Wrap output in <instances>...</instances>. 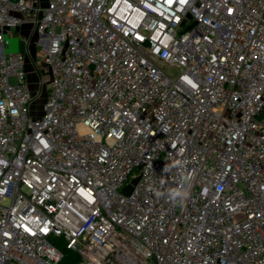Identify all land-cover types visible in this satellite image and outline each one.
<instances>
[{"label":"built area","instance_id":"1","mask_svg":"<svg viewBox=\"0 0 264 264\" xmlns=\"http://www.w3.org/2000/svg\"><path fill=\"white\" fill-rule=\"evenodd\" d=\"M60 239L264 264V0H0V264H63Z\"/></svg>","mask_w":264,"mask_h":264},{"label":"rangeland","instance_id":"2","mask_svg":"<svg viewBox=\"0 0 264 264\" xmlns=\"http://www.w3.org/2000/svg\"><path fill=\"white\" fill-rule=\"evenodd\" d=\"M39 1H40L41 4H44L45 0H39ZM6 39L8 41V47L6 49L7 53L8 52L16 53L18 51H22L21 50L22 49V43H20L21 37H20L19 34L12 33L10 36H6ZM31 58H32L33 63L35 64V67L37 69H41L42 70L41 55L36 56V54L33 53V54H31ZM26 66H27V71L30 70L29 76H28L29 77V88H30L31 94L34 97V100L32 102V108H34L36 105H39L40 102L42 101V99H41L43 97L42 95H41L40 98L36 99L38 92H41V94H43L45 92V87H41L40 88L36 73H35V71L33 69V64H31V61H29V59H27ZM43 72H44L43 74L46 73L45 70ZM59 243H60V247L62 248V250L66 254V257H65V260H64L65 263H63V264H73V263H75L78 260V256L75 253L66 250L64 248V242L61 239H60Z\"/></svg>","mask_w":264,"mask_h":264},{"label":"water","instance_id":"3","mask_svg":"<svg viewBox=\"0 0 264 264\" xmlns=\"http://www.w3.org/2000/svg\"><path fill=\"white\" fill-rule=\"evenodd\" d=\"M137 180H138V178H134V179H132L131 182L129 183V185H127V186L122 190V193H123L124 195H128V194L131 192L133 186L136 184Z\"/></svg>","mask_w":264,"mask_h":264},{"label":"crops","instance_id":"4","mask_svg":"<svg viewBox=\"0 0 264 264\" xmlns=\"http://www.w3.org/2000/svg\"><path fill=\"white\" fill-rule=\"evenodd\" d=\"M27 28L28 27H24V28L20 29L19 31L13 32V33H17L20 35V37H21L20 43H22V50H23V39H25V37L27 36Z\"/></svg>","mask_w":264,"mask_h":264},{"label":"trees","instance_id":"5","mask_svg":"<svg viewBox=\"0 0 264 264\" xmlns=\"http://www.w3.org/2000/svg\"><path fill=\"white\" fill-rule=\"evenodd\" d=\"M22 50V49H21ZM58 241V239H55V240H52L51 241V244H54L55 246H57V242ZM63 251V250H62ZM63 253H64V256L66 257V254H65V252L63 251ZM62 263H65V261H63Z\"/></svg>","mask_w":264,"mask_h":264}]
</instances>
